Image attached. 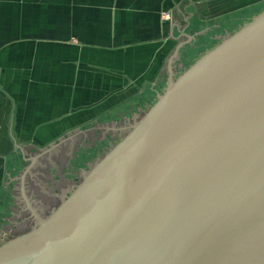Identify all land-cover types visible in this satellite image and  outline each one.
I'll return each instance as SVG.
<instances>
[{
    "label": "water",
    "instance_id": "95a60500",
    "mask_svg": "<svg viewBox=\"0 0 264 264\" xmlns=\"http://www.w3.org/2000/svg\"><path fill=\"white\" fill-rule=\"evenodd\" d=\"M185 22L159 54L164 72L137 71L126 93L56 115L33 141L9 138L13 97L0 89L8 227L22 220L7 176L29 170L31 151L89 130L93 150L72 161L84 168L109 145L104 125L144 111L31 232L0 245V264H264V7L180 35Z\"/></svg>",
    "mask_w": 264,
    "mask_h": 264
},
{
    "label": "crops",
    "instance_id": "0c3cea01",
    "mask_svg": "<svg viewBox=\"0 0 264 264\" xmlns=\"http://www.w3.org/2000/svg\"><path fill=\"white\" fill-rule=\"evenodd\" d=\"M262 1L0 0V89L14 103L9 138L33 141L56 115L126 93L137 71L164 72L159 54L170 33L178 38L176 20L186 18L180 35L194 31L191 23L202 32L211 19Z\"/></svg>",
    "mask_w": 264,
    "mask_h": 264
},
{
    "label": "flooded vegetation",
    "instance_id": "af4514ba",
    "mask_svg": "<svg viewBox=\"0 0 264 264\" xmlns=\"http://www.w3.org/2000/svg\"><path fill=\"white\" fill-rule=\"evenodd\" d=\"M143 112L140 113V116ZM122 116L125 125L121 123L122 121H113L104 125V128L98 127L100 130L103 128L105 133H107L104 134L103 139L108 140L110 138L109 141L105 140L109 142V145L103 154L97 155L96 159L85 162L84 168L81 165L77 167L72 161L74 160V155H76L75 153L79 152L82 147L86 146V151L93 150L91 148L93 146L87 144L89 130L87 132L84 130L78 131L75 135L71 134L67 139L51 142L34 158V152L31 151L32 155L29 159L33 162V165L28 162L30 164L29 170H23L24 173L21 171V176L14 177L13 172L19 168L18 165L13 172L9 173L4 189L6 192H11L13 197H16L17 206L15 210H20L17 212L18 218L22 222L18 224L16 216L9 227L3 223L0 225V245L31 232L40 222V219L48 215L62 202L63 198L81 182L84 173L112 148L128 131L134 120L140 117L135 116L129 120L125 118L124 113H122ZM91 130L92 133L95 131L94 129ZM108 134L110 135L109 137ZM67 150L69 151L66 152ZM29 154L31 153L29 152ZM69 157L72 158L69 159ZM14 181H21L23 184L13 185ZM44 196L48 198L45 199Z\"/></svg>",
    "mask_w": 264,
    "mask_h": 264
},
{
    "label": "rangeland",
    "instance_id": "374dc122",
    "mask_svg": "<svg viewBox=\"0 0 264 264\" xmlns=\"http://www.w3.org/2000/svg\"><path fill=\"white\" fill-rule=\"evenodd\" d=\"M262 7H264V1H262L261 3H259V4H255V5H252L251 7H247V8H245L243 11H242V13H238L237 15L238 16H241V15H243L246 11H256V10H258V9H260V8H262ZM236 15V16H237ZM237 16V17H238ZM167 17H168V14H167ZM235 17V16H234ZM234 17H226V16H223V17H218L217 19L215 18V19H211V21L212 22H214L215 20L218 22V21H221V20H224V19H229V18H234ZM165 20H167V18H165ZM197 24H202L201 22H199L198 21V23ZM191 25H193L194 27L196 26V25H194V23H191ZM193 26H191V27H188L189 29H191V30H194V31H197V29H195V28H192ZM167 40V37H166V39H165V41ZM187 49V44L185 45V46H183V47H178V52L179 53H177V55H181L182 54V50H186ZM176 51H177V49H176ZM176 53V52H175ZM176 55V54H175ZM165 71V70H164ZM117 94H121V93H117ZM120 96V95H119ZM118 98V96H115V97H112V98H109V99H105V98H100L99 99V104L98 105H100V104H103V102H109V101H112V100H115V99H117ZM97 106V105H96Z\"/></svg>",
    "mask_w": 264,
    "mask_h": 264
}]
</instances>
